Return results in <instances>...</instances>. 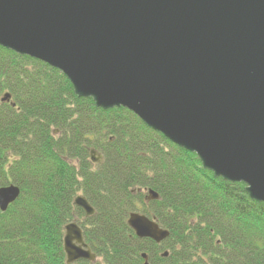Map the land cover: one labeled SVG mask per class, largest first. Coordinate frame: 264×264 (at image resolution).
I'll use <instances>...</instances> for the list:
<instances>
[{
	"label": "trees",
	"instance_id": "16d2710c",
	"mask_svg": "<svg viewBox=\"0 0 264 264\" xmlns=\"http://www.w3.org/2000/svg\"><path fill=\"white\" fill-rule=\"evenodd\" d=\"M5 92L0 187L20 193L0 210V264H66L64 226L73 219L92 264H143V252L150 264H264V204L243 182L214 176L127 108L97 107L57 68L0 46ZM148 189L158 198L145 200ZM79 192L93 215L74 204ZM133 211L168 229L163 244L136 237Z\"/></svg>",
	"mask_w": 264,
	"mask_h": 264
},
{
	"label": "water",
	"instance_id": "95a60500",
	"mask_svg": "<svg viewBox=\"0 0 264 264\" xmlns=\"http://www.w3.org/2000/svg\"><path fill=\"white\" fill-rule=\"evenodd\" d=\"M0 46L57 68L97 107L127 108L264 204V0H0ZM19 193L0 187V210ZM74 204L94 213L83 195ZM127 224L158 244L169 235L139 212ZM63 250L66 264L96 259L75 220Z\"/></svg>",
	"mask_w": 264,
	"mask_h": 264
},
{
	"label": "flooded vegetation",
	"instance_id": "af4514ba",
	"mask_svg": "<svg viewBox=\"0 0 264 264\" xmlns=\"http://www.w3.org/2000/svg\"><path fill=\"white\" fill-rule=\"evenodd\" d=\"M91 206H92V205H91ZM94 211H95V210H94ZM93 214H94V213H93ZM93 214H92V215H93ZM82 233H83V232H82ZM161 244H163V242H160L158 245H161ZM162 252H163V250L160 251V253H159L160 256H161V253H162ZM161 257H163V256H161ZM80 261H81V262H86V260H80Z\"/></svg>",
	"mask_w": 264,
	"mask_h": 264
},
{
	"label": "bare ground",
	"instance_id": "6f19581e",
	"mask_svg": "<svg viewBox=\"0 0 264 264\" xmlns=\"http://www.w3.org/2000/svg\"><path fill=\"white\" fill-rule=\"evenodd\" d=\"M5 93H6V92H5ZM9 101H10V100H9ZM96 259H97V256H96ZM96 259H95V261H96ZM95 261H94V262H95ZM94 262H90V261H87V260H86V263H89V264H92V263H94Z\"/></svg>",
	"mask_w": 264,
	"mask_h": 264
},
{
	"label": "rangeland",
	"instance_id": "374dc122",
	"mask_svg": "<svg viewBox=\"0 0 264 264\" xmlns=\"http://www.w3.org/2000/svg\"><path fill=\"white\" fill-rule=\"evenodd\" d=\"M79 194H82V193H81V192H79V193H78V195H79ZM142 194L144 195V194H146V192H145V191H143V193H142Z\"/></svg>",
	"mask_w": 264,
	"mask_h": 264
}]
</instances>
